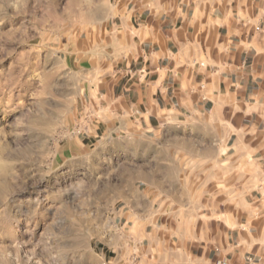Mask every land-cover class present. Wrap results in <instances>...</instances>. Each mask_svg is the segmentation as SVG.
Wrapping results in <instances>:
<instances>
[{"label":"rangeland","instance_id":"374dc122","mask_svg":"<svg viewBox=\"0 0 264 264\" xmlns=\"http://www.w3.org/2000/svg\"><path fill=\"white\" fill-rule=\"evenodd\" d=\"M113 2L0 0V264H231L237 230L227 241L220 216L209 222L227 207L205 179L175 194L179 225L163 241L161 144L94 142L95 34L110 30ZM250 243L243 264H258Z\"/></svg>","mask_w":264,"mask_h":264},{"label":"crops","instance_id":"0c3cea01","mask_svg":"<svg viewBox=\"0 0 264 264\" xmlns=\"http://www.w3.org/2000/svg\"><path fill=\"white\" fill-rule=\"evenodd\" d=\"M113 1L110 30L95 34L93 47L94 142L161 144V240L178 228L182 184L205 179L210 199L227 207L212 206L209 222L220 216L227 241L237 230L229 262L243 264L251 242L264 264V0ZM251 166L254 177L245 174ZM185 167L205 171L186 177Z\"/></svg>","mask_w":264,"mask_h":264}]
</instances>
